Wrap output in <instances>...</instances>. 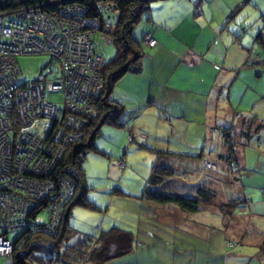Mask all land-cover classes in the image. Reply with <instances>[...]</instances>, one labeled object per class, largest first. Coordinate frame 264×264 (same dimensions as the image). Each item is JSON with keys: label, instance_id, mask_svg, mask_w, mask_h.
Here are the masks:
<instances>
[{"label": "crops", "instance_id": "obj_1", "mask_svg": "<svg viewBox=\"0 0 264 264\" xmlns=\"http://www.w3.org/2000/svg\"><path fill=\"white\" fill-rule=\"evenodd\" d=\"M148 2L146 20L140 22L144 24V29L138 37L142 39L144 35L150 34L157 43L154 47H145L139 73H128L118 81L121 90L119 95L115 96L112 91L113 99L136 113L134 126L131 128L141 134L140 142L143 148L182 155L173 156L171 159L170 164L175 171L171 192L186 195L184 190L188 186L209 190L212 192V202L197 212H185L173 205H158L142 198L145 179L150 174L149 169L148 175L141 181L126 184L122 189L116 188L121 192V197L114 194L112 204L105 212L96 202L88 200L94 205L92 209H98L104 214L113 206H117V197L124 200V208L123 212L118 214V219L102 221L98 233L77 231L79 239L89 236L95 242L99 241L96 244L97 251L93 254L95 259L83 264H108L111 261V264H157L158 258L162 259L164 264H264V257L244 255L245 249L237 255H229L224 250L226 242L231 240L230 234H236L240 243L245 246L260 245L259 242H264V238L257 239L255 236L249 237L250 241L246 240L248 232L238 231L237 221L248 212L252 216H247L254 220L264 216V210H259L255 205L264 203V183L257 185L261 190L250 192L246 189L241 192L238 182L243 180L245 174L232 176L233 170L227 167L225 160H221V144L224 140L219 127H232L231 135L234 138L241 135L249 141L254 134V126L248 131L247 124L252 117L258 121L256 116L244 115L246 110L240 106L246 92L238 96V89L233 91L234 82L238 78L243 79L242 73H247L244 68L246 65H243L247 48H242L245 53L232 42L231 37L224 36L223 33L228 32V27L224 20L222 21L218 7H214L212 0ZM224 5V11H232V4L224 1ZM261 75L262 73L258 72L256 77ZM250 76L253 77L252 74ZM247 85H250L249 82ZM243 89L247 91L248 88ZM233 104L236 106L232 108ZM144 119L147 123H152L151 129ZM238 121H241V128L237 127ZM195 126L204 129L202 138L204 143L209 142L208 149L213 146V139L218 136L217 149L209 152L206 157L216 158L222 169L186 181L183 175L186 171L180 173L174 163L200 159L203 150L198 155H192L189 150L156 145L165 142L163 139L169 142L166 135L168 132H174L178 137L182 136L183 143L180 142L179 145L187 148L193 144V140L188 139V134L189 131L198 129ZM244 126L247 128L245 131ZM216 128H219V135L215 131ZM150 131H156V142H149L151 140L145 133ZM130 132L131 130L129 137L132 135ZM154 159L155 154L151 152L150 162ZM241 164L242 161L238 162L237 166L244 170ZM119 168L123 170L125 163ZM223 192L224 194L219 196ZM229 203L233 205L230 206ZM221 205H224V212L219 209ZM241 207H244L245 211H242ZM88 221L91 219L88 218ZM68 227H72L69 222ZM252 227L256 230L255 234H261V222L256 220ZM112 228L119 231L112 232L104 241H100L101 233ZM90 252L88 255H91Z\"/></svg>", "mask_w": 264, "mask_h": 264}, {"label": "built area", "instance_id": "obj_2", "mask_svg": "<svg viewBox=\"0 0 264 264\" xmlns=\"http://www.w3.org/2000/svg\"><path fill=\"white\" fill-rule=\"evenodd\" d=\"M69 2L51 13L36 6L12 10L0 17V49L9 58L7 69L11 71L0 74V264H13V244L8 232L21 230L16 237L19 245L35 231L56 235L72 188L65 179L52 180L50 174L69 141L80 137V133L73 131L83 126L78 109L87 105L85 111H89L90 100L102 86L98 73L105 60L95 53L92 36L100 32L108 39L101 25L114 23L117 12L109 6L100 7V17L93 19L98 30H89L94 26L82 19L84 8ZM107 12L110 14L102 16ZM84 37L89 43L88 56ZM144 42L149 47L155 45L151 35H146ZM38 54L49 56L52 65L53 61L57 62L60 74L50 79L47 77L53 72L50 69L46 75L39 74L33 80L21 82L16 58ZM252 57L249 56V61ZM0 60L4 59L0 57ZM79 86L84 88L77 96ZM52 93H60L61 99L51 100ZM33 164L38 167L30 169ZM204 165L208 169L216 166L210 161ZM42 182L50 187L46 190H58L54 197L59 200L44 198ZM41 194L43 198L38 199ZM49 201L52 203L46 206L47 222L44 226H39L42 222L33 223L29 217L37 213L39 204ZM39 217L36 221H43Z\"/></svg>", "mask_w": 264, "mask_h": 264}, {"label": "rangeland", "instance_id": "obj_3", "mask_svg": "<svg viewBox=\"0 0 264 264\" xmlns=\"http://www.w3.org/2000/svg\"><path fill=\"white\" fill-rule=\"evenodd\" d=\"M151 1V0H146ZM214 7H218V11L221 14L222 21L224 20L225 24L228 27V32L224 31V36L231 37V40L233 43H236V45L239 48L246 47L247 49L251 47L256 35L259 32H264V0H212ZM224 1L232 4L233 9L232 11H228L225 9L223 10V7L225 8ZM54 3V2H52ZM149 3V2H148ZM69 4H76L74 0H71ZM57 5H60L57 3ZM111 7L114 11V5L111 2H95L94 1V7H96L98 10H100V7ZM71 8V7H69ZM15 9L14 11H16ZM6 12L9 11H2L0 17L2 15L7 14ZM117 12V11H116ZM225 12V14H224ZM146 15V14H145ZM217 17L219 18V14L216 13ZM118 17V13H117ZM146 17V16H145ZM82 19H86L90 21L91 24H93L94 27H89V30H98V26L96 25L97 22L93 19H87L86 14H84ZM117 21V19H116ZM107 23V26L101 25L102 29H104L105 34L107 36V30L111 29L112 26L116 23ZM144 21V20H142ZM220 21V22H222ZM217 23V21H216ZM144 29V24H139L136 26V28L133 31V36L138 40L141 41V39L138 37ZM103 33V32H102ZM148 36V35H147ZM72 39V36H70ZM108 37V36H107ZM144 41V40H143ZM92 42L94 45V50L96 53L101 55L106 61L110 60L115 52V46L111 43H105L103 40H100L98 37L92 36ZM148 42V41H147ZM150 42V40H149ZM83 46L85 49V54L88 56L90 55V49H89V43L88 40L84 37L83 38ZM8 49V48H7ZM245 51V49H242ZM256 51L259 52L261 55H263V50L257 46ZM246 53V51H245ZM0 57H2L4 60H0V74L3 72H11L7 68L10 67L9 58L7 55H5V52L3 49H0ZM249 58V57H248ZM244 59V58H243ZM89 61V60H88ZM85 61V62H88ZM17 63L20 68V73L18 75L19 80L21 82L30 81L35 79L40 73L41 74H47V72L50 71V69H53L52 64L50 63L49 57L43 54L38 55H21L17 58ZM105 64V62H104ZM103 64V65H104ZM100 68V71L98 73L99 77H101V71L102 67ZM243 65H246L245 62H243ZM89 67V65H87ZM247 73H242L243 79L238 78L236 82H234L233 85V91L238 89V96L242 95L244 92H246L245 97L243 98V101L241 103V108H244L246 112L244 115L246 116H256L258 119V122H262L263 127H261L257 134H252L249 141H247V138L242 137L241 135H237L236 138L233 137V141L235 142V153H233V150L229 147V143L225 142L227 137H223L224 143L221 141V150H222V156L221 160H226L228 165L227 167L232 169V176L238 177L241 173H244L243 180H239V190L241 189V192H245L246 189H248L250 192L253 190H261L257 185L264 183V65H259L258 58L256 56L252 57L250 59L249 64L244 67ZM251 69V70H250ZM252 71V72H251ZM258 72L262 73L260 77H256L258 75ZM253 75L251 77L250 75ZM13 79H9L11 82ZM5 81H7L5 79ZM102 86L100 89V92L97 93L100 95L103 93V80ZM249 82L250 85H247ZM95 85L99 86L98 83ZM243 87H247V91L243 89ZM82 87H78L77 90V96L81 95V91L83 90ZM96 88V87H95ZM119 90H121V84L118 82L116 86L114 87V96L119 95ZM123 90V89H122ZM113 92L111 93V98H113ZM258 92V95H257ZM57 94L54 93L50 97L52 100H59V97H57ZM139 94V92L137 93ZM97 95V96H98ZM95 96V97H97ZM94 97V98H95ZM94 98L90 100L91 107L89 105V108H93L94 106ZM77 104V102H76ZM87 105H85L82 108H79L77 111V115H80L84 122V114L89 112L85 111ZM236 106L235 104L232 105ZM230 109V106H228ZM77 108V106H76ZM212 107H210L211 110ZM227 109V108H226ZM215 108H213L214 113ZM75 111V107H74ZM212 111V110H211ZM244 112V111H243ZM136 113L133 111H130L127 107H124V113L121 115V120L125 123V126L121 127H115L109 123L102 124L100 127V133L93 141L94 146L96 147V152H88L85 155V158L82 163V167L85 171V177H86V187L87 191L85 193V199L91 200L92 202H96V205L103 209L105 212L107 207L112 204V197L115 195L121 197V192L117 191L116 188H123L126 184H131L134 181H141L142 179L146 178L148 175L151 163L150 162V156L151 152H149L147 149L143 148L141 146L140 137L141 134L137 133L133 128L134 126V117ZM141 117V116H140ZM201 118V116H199ZM144 121L147 123V120L144 119ZM247 123H245L246 125ZM149 128H152V123H147ZM132 127V128H131ZM197 127V126H195ZM237 127L241 128L242 124L241 121H238ZM198 128V127H197ZM244 131L247 130V128L244 126ZM131 130V141L129 140V131ZM203 128H198L194 131H189L188 139L193 140V144L189 145L187 148L181 147L179 145L182 141V136H179L176 133L168 132L166 135V138L169 140L167 142L166 140L163 143H159L160 145L156 146H162V147H170L171 149L176 147L180 150H189V154L192 155H198L202 150V157L195 158L191 162L184 163L182 161L175 162V168L182 173L183 171H186V174L184 176V180L191 181L196 179L197 177L204 176L209 172H213L215 170H221L222 166L220 163H217L216 158L208 159L206 155L212 152H214L217 149V141L218 136L214 138V144L213 146L208 149L209 142L204 143L203 141ZM229 130L233 131V128H229ZM73 131L80 133L82 132V127H77ZM216 133L219 135V128L215 129ZM237 131V129L235 130ZM147 136H149V142H156L155 137L157 135L156 131H150L145 133ZM228 135V134H227ZM221 138V136H220ZM231 140V136H229ZM76 140L69 141V144L72 142H75ZM133 141V142H132ZM132 142V143H131ZM68 144V145H69ZM147 145V143H145ZM152 144V143H150ZM205 145L207 147H205ZM64 147V145H63ZM68 146L65 147L63 151H61V155H63L66 152ZM220 148V146H219ZM66 155V154H65ZM236 157V158H235ZM120 159V161H119ZM235 159H237L238 162L242 161L243 168H239V166L235 165ZM59 160V159H58ZM122 160V161H121ZM212 160V161H211ZM210 161L211 163H216L217 165L214 168H206L205 162ZM56 162V161H55ZM123 162L125 163V168L121 170L119 166H123ZM58 163V162H57ZM231 163H234L232 166ZM0 164H1V158H0ZM119 164V166H118ZM38 164H33L30 169L37 168ZM218 168V169H217ZM228 169V170H229ZM37 171V170H36ZM230 171V170H229ZM256 174H253V173ZM247 174V175H246ZM182 178V177H181ZM39 182V179H38ZM39 188L41 184H38ZM42 187L45 188L43 192L45 193L44 198L49 199L52 198V201L59 200L57 196L54 197V194L58 192L56 188L52 190H46L48 186L44 182H42ZM50 188V187H48ZM79 192V191H78ZM223 193H220L219 196H221ZM78 195V193H77ZM72 197V194L70 195ZM117 197L115 200L117 201V206H113L111 210L104 214V212H100L98 209H92L90 207H84L80 205H75L72 208L71 214L68 218L69 225L72 226L76 231L80 232H87V233H98L99 231V224L102 221H108L112 219H118V214L120 215L123 212L124 205L123 199ZM38 199H42V194L37 197ZM37 199V200H38ZM94 200V201H93ZM114 200V199H113ZM68 202V200L66 201ZM229 205H233V203H229ZM259 210H264V203H257L255 204ZM244 207H241L242 211L244 210ZM248 214L252 216L249 212ZM243 216L242 218H238L237 221L239 223L238 231H245L248 232V238L246 240L250 241L249 237H256L258 238H264V216H262L261 219L257 217L252 219L251 217ZM88 218L91 219V221H88ZM259 221L261 222L262 229L261 234H255L256 230L252 227V224ZM71 227V228H72ZM72 228V229H73ZM21 233V230H16L13 232L8 233V238L12 241ZM57 234V233H56ZM232 242V247L230 246L227 248L225 246V252L229 255H237L240 251L245 249L244 255L252 256V255H261L264 257V242H259L260 245L252 244V245H242L239 241V238L236 234H230L229 235ZM13 255V252L12 254ZM34 255H39L38 253H34ZM260 258V257H259ZM123 259V258H121ZM239 259V258H238ZM261 259V258H260ZM113 261L109 262L108 264H111ZM157 264H164L162 259H157ZM264 262V260H263Z\"/></svg>", "mask_w": 264, "mask_h": 264}, {"label": "trees", "instance_id": "obj_4", "mask_svg": "<svg viewBox=\"0 0 264 264\" xmlns=\"http://www.w3.org/2000/svg\"><path fill=\"white\" fill-rule=\"evenodd\" d=\"M69 1L71 0H0V12L37 6L40 7L43 11L51 13L54 11H58ZM74 1L77 5L84 8V10L86 11V17L88 19H97L101 15V12H99V10L94 7V1L113 3L114 8L118 13V17L116 23L112 26V28L106 31L108 39H105L100 34V32H96L93 36L100 38V40H103L105 43H111L112 45H114L115 52L110 60L106 61L104 59L105 64L103 65L101 71V77L104 84L103 93L94 98L93 108L89 112L84 114V122L82 126V132H80V137L75 142H72L68 145L66 152L61 156L55 169L50 174V178L52 180H57L58 182L59 179H65L72 188V197L70 196L68 202L65 204V206H63L62 218L59 223L57 234L52 236L45 231H35L34 233L26 237L24 242L20 245L18 239L16 240L15 238V241L11 240L13 244V264H83L86 261H93L95 259V255L93 254L97 251L96 244H98L99 241L95 242V240L89 236H85L79 239L77 236L78 232L68 227V218L71 214L73 206L80 205L90 208L94 207V205L90 201L85 199L87 187L85 177L86 175L82 167V163L85 155L88 152L97 151L96 147L93 144V141L100 133V127L102 124L109 123L115 127L121 128L125 126V123L123 122V120H121V115L124 113V107L122 106V104L116 102L113 98H111V93L114 89L115 84H117V82L123 76L128 73L136 74L141 71V62L143 57L145 56V47H149L143 40L146 35L150 34L144 35L141 41H138L133 36V31L136 26L139 25L142 20H146L145 14H147L149 10L148 1ZM52 2L56 4L51 5ZM57 3L60 5H57ZM107 14L110 13H104L102 14V16L106 17ZM151 37L155 40L156 45V39L152 35ZM257 46H259L264 53V32H259L256 35L251 47L247 49V53L243 60L246 66L249 64V56H257L259 65H264V54L261 55L256 51ZM96 54L99 55L98 53ZM49 60L52 64L50 57ZM53 62V72L49 75L47 74V77H49L50 79H53L54 76L60 74V67L58 63L55 61ZM52 94H50V96ZM57 97H59L60 100L61 94H57ZM252 126H254L253 133L257 134V131L263 126V124L262 122H258L255 117H252L251 121L247 124L248 131ZM219 128L223 133V137H227V140L225 142L229 143V147L231 148V150H233V153H235V143L232 140L233 137L231 135V130H229V128L231 127ZM229 136H231V140ZM131 139L132 137L130 136L129 140L131 141ZM148 151L155 154V159L151 164L150 174L145 179V185L141 195L142 198L150 200L158 205H173L185 212H197L204 205H208L212 202V192H210L209 190L191 188L190 186H188V188H185L184 190V192H186V195H181L177 192H171L173 188L172 177L175 174L174 168L171 167L170 164L171 159L173 156L182 157V155L174 154L172 152L153 150L151 148H148ZM234 162L235 165H237V159H235ZM212 164L217 165L216 163ZM232 164L234 165V163H231V165ZM49 203L51 204L52 202L49 201L39 204L40 206H38V208L36 209L37 213L34 216H30L29 219H31L33 223L34 221L39 223L42 222L41 224H39V226H44V224L48 220L46 206ZM223 206L224 205H221V207L219 208L221 212H224ZM38 216H40L39 218L43 221H36V217L38 218ZM118 231L119 229L116 228L104 231L101 233L99 240L104 241L112 232ZM29 232L30 231H27L26 233ZM75 239L78 240L76 242L71 241ZM130 239L132 241V237H130ZM226 246H232V242L227 241ZM90 251H92V253ZM89 252L91 253V255H88ZM34 253H38L39 255H34Z\"/></svg>", "mask_w": 264, "mask_h": 264}, {"label": "bare ground", "instance_id": "obj_5", "mask_svg": "<svg viewBox=\"0 0 264 264\" xmlns=\"http://www.w3.org/2000/svg\"><path fill=\"white\" fill-rule=\"evenodd\" d=\"M68 3V2H67Z\"/></svg>", "mask_w": 264, "mask_h": 264}]
</instances>
